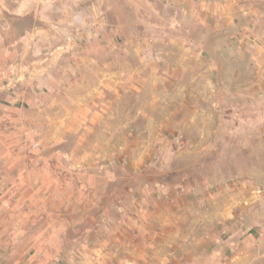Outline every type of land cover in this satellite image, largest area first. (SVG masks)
Instances as JSON below:
<instances>
[{"label":"rangeland","instance_id":"1","mask_svg":"<svg viewBox=\"0 0 264 264\" xmlns=\"http://www.w3.org/2000/svg\"><path fill=\"white\" fill-rule=\"evenodd\" d=\"M70 1L89 25L56 27L71 48L47 56L66 67L59 118L47 121L64 134V167L112 172L128 205L137 197L155 211L145 247L127 242L114 257L212 256L215 226L264 228V0ZM98 22L110 39L101 54ZM156 238L169 248L155 250ZM259 254L239 264H264ZM93 255L60 264L107 261Z\"/></svg>","mask_w":264,"mask_h":264},{"label":"crops","instance_id":"2","mask_svg":"<svg viewBox=\"0 0 264 264\" xmlns=\"http://www.w3.org/2000/svg\"><path fill=\"white\" fill-rule=\"evenodd\" d=\"M72 2L0 0V264L75 263L90 260L95 251L106 253L103 264H125L127 259L114 257V249H123L127 242H135V248L145 247L140 240L146 241L147 229L152 228L147 224L155 214L150 203L144 205L134 197L128 205L125 193L113 187L119 185L114 173L100 178L97 167L81 165L75 175L65 169L66 161L72 159L61 147L64 134L60 126L55 133L47 122L59 118L54 107L61 90L68 87L63 78L66 67L52 66L47 59L71 48L61 44L63 37L55 32L56 27L68 34L74 20L89 25L86 18L78 19L80 10L73 6L76 1ZM8 8L15 13H8ZM63 19L69 22L65 24ZM98 24L103 35L94 38L91 50L101 54L107 44H100L110 39L104 24ZM152 200L155 203L157 198ZM214 232L212 256L156 251L157 255L134 254L129 261L239 264L252 251L259 250V258L264 256L262 227L215 226ZM224 234L228 238L224 239ZM152 237L150 233L148 240ZM151 246L155 250L169 248L157 238ZM205 247L201 241L199 251ZM100 255L96 254V259H102Z\"/></svg>","mask_w":264,"mask_h":264}]
</instances>
